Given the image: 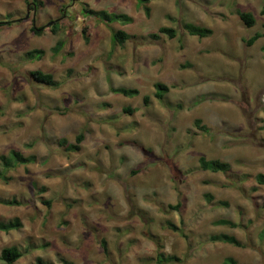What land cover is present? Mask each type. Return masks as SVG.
Returning a JSON list of instances; mask_svg holds the SVG:
<instances>
[{
  "label": "rangeland",
  "instance_id": "374dc122",
  "mask_svg": "<svg viewBox=\"0 0 264 264\" xmlns=\"http://www.w3.org/2000/svg\"><path fill=\"white\" fill-rule=\"evenodd\" d=\"M148 5L150 16L138 0H0V22L18 20L0 28V156L36 157L0 180V200L21 202L0 203V220L23 223L0 232V255L11 246L23 253L15 264H158L160 254L180 259L165 264H264V37L244 42L264 33V0ZM85 9L134 22L107 25ZM239 10L256 25L246 27ZM187 23L213 34L190 36ZM119 30L132 36L123 45L112 40ZM33 50L44 55L30 60ZM37 70L60 86L36 82ZM156 83L170 87L162 101ZM81 133L80 150H70ZM201 157L231 169L202 171ZM219 234L244 246L213 242Z\"/></svg>",
  "mask_w": 264,
  "mask_h": 264
},
{
  "label": "trees",
  "instance_id": "16d2710c",
  "mask_svg": "<svg viewBox=\"0 0 264 264\" xmlns=\"http://www.w3.org/2000/svg\"><path fill=\"white\" fill-rule=\"evenodd\" d=\"M138 4L140 7H142L144 9V12L146 13V15L150 16L151 7L148 5L149 0H138ZM34 6L37 7V5H34ZM84 11H85V14L93 16V17L99 19L100 21L104 22L107 25L114 24V23H119L122 25H128V24H132L134 22V19L131 16L124 14V13L123 14H118V13H114V12L109 13L107 11H94V10H89V9H85ZM237 14H238L240 20L245 24L246 27L252 28L256 25L257 19L253 13L239 10ZM15 22H18V20L17 21L12 20L9 22H0V28L3 26H6V25H13V23H15ZM56 25H54L53 27H55ZM184 28L190 36L198 37L199 39L208 38L213 34L212 29L197 26L193 23L185 24ZM32 30L36 35H41L44 31V28L39 29V28L34 27V28H32ZM53 31L56 32L57 29H53ZM159 33L167 35L170 39H174L177 36V30L175 28L162 27L159 29ZM83 35H84L86 42H88V37L86 35L85 30H84ZM151 37L154 39H158L159 35L153 33V34H151ZM263 37H264V33L256 32L254 34V36L250 37L249 39L244 40V42L246 43V45L248 47H252L259 39H261ZM131 38H132L131 35H129L128 33H126L125 31H122V30L114 31L113 36H112V40L114 41V43H117L120 45L125 44V42H127ZM63 47H64V42L60 41L57 44V46L54 48V51L56 53H58L62 50ZM262 50L264 51V48ZM26 55L30 60H39L44 55V52L40 51V50H33V51L28 52ZM31 76L36 82L47 85L51 88H58L60 86V84L57 81H55L53 75H51V74L44 73L42 71L37 70V71H32ZM155 87H156L155 96L158 100L162 101L164 99L165 95L169 93L170 87L164 83H156ZM113 92L118 93V94H122V95L128 96V97L136 96L138 94V90L127 89V88L113 89ZM145 102H146V104H148V102H149L148 97L145 98ZM124 111L126 113H130V114L134 112V110H132L130 108L125 109ZM201 124H202L201 120L196 121L197 127L202 129L203 131H207L208 128L206 126H202ZM83 141H84V134L81 133L77 138V144L71 145L69 147V149L72 151H75V152L79 151L80 150V144ZM35 162H36L35 156L26 157L22 153L15 151V150L9 152L8 154L1 155L0 156V180L4 181V182H8L10 180L9 174L11 172L15 171L20 166H27V165L33 164ZM199 163H200V169L202 171H208V172H212V173H228L231 169L230 164H228L226 162H223L220 160H208L205 157H201L199 160ZM258 181L260 184H264V175H259ZM0 203L4 204V205H8V206H20L21 205V202H19L17 200H0ZM46 203H47V205L50 206L49 201ZM180 206H181L180 204H178L176 206L169 205L168 208L173 209V210H179ZM218 206H222V207L225 206L226 207V206H228V203L227 202H220L218 204ZM215 224L221 225V226H228L231 228H238L239 227L238 224H235V223H233L229 220H226V219H221L219 221H216ZM168 226L170 229L178 231V227L176 225L169 223ZM22 227H23V223H22L21 219H19V218H15V219L8 220V221L0 220V232L9 233V232L14 231V230H20ZM263 235H264V232H263ZM211 240L213 242H222V243L230 244V245H233L236 247H243L244 246L237 238H235L234 236L228 235V234L214 235L211 237ZM102 245H103L105 252H107L106 241H103ZM22 257H23V253L20 250V248L17 246H11V247L4 248L2 250L1 255H0V261L3 264H15ZM179 261H180V259L176 256H166L164 254L158 255L157 259H156V262L158 264H165V263L179 262ZM63 262L65 264H71L67 261H63ZM223 264H241V263L237 262L235 259H233L231 257H228L224 260Z\"/></svg>",
  "mask_w": 264,
  "mask_h": 264
},
{
  "label": "flooded vegetation",
  "instance_id": "af4514ba",
  "mask_svg": "<svg viewBox=\"0 0 264 264\" xmlns=\"http://www.w3.org/2000/svg\"><path fill=\"white\" fill-rule=\"evenodd\" d=\"M74 1V0H73ZM74 5V4H73ZM73 5H71L70 7H72ZM35 7V6H34ZM36 8L37 7H35L34 9L36 10ZM30 9H29V6H28V11H29ZM67 17V15H65L63 18L65 19ZM61 20V19H60ZM60 20L59 19H57V20H55L53 23H55V25L56 24H58V23H60Z\"/></svg>",
  "mask_w": 264,
  "mask_h": 264
},
{
  "label": "water",
  "instance_id": "95a60500",
  "mask_svg": "<svg viewBox=\"0 0 264 264\" xmlns=\"http://www.w3.org/2000/svg\"><path fill=\"white\" fill-rule=\"evenodd\" d=\"M54 23H50L49 26H52Z\"/></svg>",
  "mask_w": 264,
  "mask_h": 264
}]
</instances>
